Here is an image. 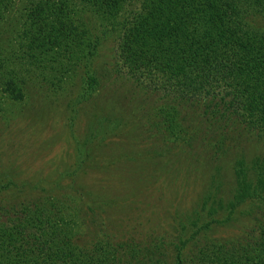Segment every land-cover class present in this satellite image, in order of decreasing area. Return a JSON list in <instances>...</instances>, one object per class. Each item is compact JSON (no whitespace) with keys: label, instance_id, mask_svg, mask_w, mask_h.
<instances>
[{"label":"trees","instance_id":"1","mask_svg":"<svg viewBox=\"0 0 264 264\" xmlns=\"http://www.w3.org/2000/svg\"><path fill=\"white\" fill-rule=\"evenodd\" d=\"M12 19L15 25L0 50V88L10 99L19 100L30 89L39 99L43 94L62 98L66 92L60 84L79 70L86 77L77 102L92 99L100 81L91 66L108 38L114 43L112 72L132 82L137 92L158 97V121L143 117L139 123L146 142L130 143L132 149L119 160L132 162L143 148L157 155L154 147H167L182 133L190 142L201 136L202 142H215L212 157L218 159L229 147L220 142H233L232 131L229 137L224 128L264 133V0H0L1 35ZM17 61L24 62L21 68ZM42 83L54 87L52 96ZM92 121L115 119L97 116ZM191 121L195 132L188 129ZM104 135L88 126L75 149L77 163L57 181L70 177L69 188L79 185L78 171L95 160L87 155L111 143L102 142ZM256 160L251 166L236 162L234 191L226 202L217 187L209 186L201 212L179 223L171 240L122 237L82 248L72 237L74 222L62 215L70 209L64 194L56 200L51 197L58 194L40 188L45 197L3 201L0 264H264V211L241 213L250 222L241 235H209L215 227L233 224L241 206H264V170ZM9 185H0V193ZM204 212L227 216L202 223ZM187 230L193 231L190 236Z\"/></svg>","mask_w":264,"mask_h":264},{"label":"rangeland","instance_id":"2","mask_svg":"<svg viewBox=\"0 0 264 264\" xmlns=\"http://www.w3.org/2000/svg\"><path fill=\"white\" fill-rule=\"evenodd\" d=\"M12 20L6 33L0 34V50L15 25V19ZM111 39L102 44L93 60L91 68L99 78L100 89L88 101L77 102L84 88L83 70L62 81L60 86L66 92L62 98H46L43 94L39 99L30 89L23 92V98L12 100L0 88V175H3L0 185L10 183L0 193V206L3 201L45 197L40 188L58 194L51 197L56 200H61L64 194L68 198L65 206L70 209L62 210V215L74 222L72 237L82 248L105 239L119 241L122 237L138 241L157 235L171 240L179 223L201 212L203 192L209 186L218 188L216 192L223 201L230 199L234 191V166L239 159L251 166L256 158L264 170V133L246 132L233 126L223 130L229 137L232 131L233 142H220L218 146L229 147L218 159L212 157L215 142H202V136L197 142H190L185 139L188 134L182 133L178 139H170L167 147H154L158 153L155 157L143 148L134 161L119 160L122 152L127 155L132 149L128 147L130 143L146 142L142 141L139 123L143 117L150 118V122L158 121L154 112L159 102L157 96L137 92L139 89L132 82L112 72ZM23 64L17 61L15 66L21 68ZM35 83L39 86V80ZM42 85L52 96L54 87ZM97 116H109L115 122L97 124L92 121ZM191 123L188 129L195 132V121ZM90 125L98 132L104 130L102 142L111 143L97 147L95 155H87L95 160L87 157L91 162L87 160L78 171L80 183L71 189L70 177L62 182L57 180L61 173L74 168L77 143H83ZM97 140L98 137L93 142ZM205 156L211 158L210 163H206ZM250 210L262 212L264 206H241L234 214L235 222L215 227L210 238L241 235L250 223L249 217L242 214ZM206 213L201 214L202 223L227 216L219 213L210 217ZM185 232L190 236L193 231Z\"/></svg>","mask_w":264,"mask_h":264}]
</instances>
